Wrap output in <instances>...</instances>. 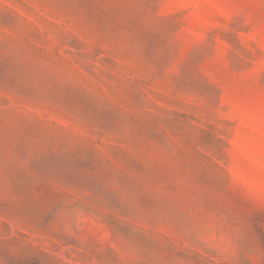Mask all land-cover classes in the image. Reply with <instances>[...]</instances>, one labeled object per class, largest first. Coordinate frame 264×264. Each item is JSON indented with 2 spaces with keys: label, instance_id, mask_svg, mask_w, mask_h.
<instances>
[{
  "label": "rangeland",
  "instance_id": "obj_1",
  "mask_svg": "<svg viewBox=\"0 0 264 264\" xmlns=\"http://www.w3.org/2000/svg\"><path fill=\"white\" fill-rule=\"evenodd\" d=\"M0 264H264V0H0Z\"/></svg>",
  "mask_w": 264,
  "mask_h": 264
}]
</instances>
